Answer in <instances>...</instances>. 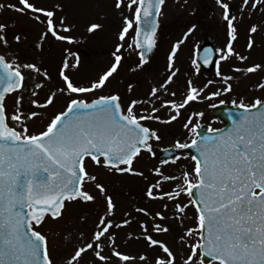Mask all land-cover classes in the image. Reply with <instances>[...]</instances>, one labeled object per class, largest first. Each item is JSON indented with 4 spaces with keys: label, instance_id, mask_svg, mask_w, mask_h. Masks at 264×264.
Wrapping results in <instances>:
<instances>
[{
    "label": "snow or ice",
    "instance_id": "6c2138e0",
    "mask_svg": "<svg viewBox=\"0 0 264 264\" xmlns=\"http://www.w3.org/2000/svg\"><path fill=\"white\" fill-rule=\"evenodd\" d=\"M175 2L179 4L180 0ZM187 2L184 0V4ZM166 3L167 0H114L113 8L120 14L122 23L106 70L88 84H76L69 73L79 68L80 58L66 47L57 67L59 84L49 89L42 102L38 99L40 91L53 79L48 67L42 59L22 62L19 52L11 51L13 43L20 44L22 35L14 34L10 42L8 30L16 25L0 22V264H57L53 257V250L58 246L57 236H62L64 241H72L75 236L76 240L63 264H80L89 252L93 257L89 264H112L113 259L115 264H176V254L169 244L156 237L171 231L163 221L177 220L183 228L185 218L194 219L195 227L184 228L178 237V242L188 245L192 253L183 264H195L193 257L197 253L218 264H264V99L257 97L251 103L234 99L233 105L243 112L235 127L222 138L192 139L190 143L176 140L175 150L182 152L194 147L199 153L191 156L195 161L191 171L185 168L179 175H167L162 170L167 160L148 170L154 180L147 183L144 197L148 201H165L163 211L153 213L147 207L134 206L132 211H124L123 218L117 222L114 197L99 175L89 171L91 163L105 175L149 181L135 164L144 152L153 153L152 141H159L161 137L146 122L172 123L191 102L229 93L230 81L236 77L224 74L220 62L235 58L246 64L250 59L235 49L238 24L246 16L251 19L257 11L264 13V0H239L235 12L233 0H215L226 34L225 46L216 49L220 53L216 76L224 87L202 97L214 81L197 87L189 78L180 92L182 98L177 100V91L171 87L180 74L176 57L179 46L195 29L193 25L184 39L171 45L160 75L155 80L149 77L150 89L145 97L130 99L127 104L118 91L90 100L82 98L107 86L123 65L125 52L137 57L129 67L130 72L145 69L149 63L146 53L158 43L160 18ZM5 11L28 17L42 26L34 45L41 53L45 42L69 45L76 42L75 37L67 34L75 26L67 22L66 16H57L58 11H63L60 3L49 8L33 0L0 2V13ZM262 27L258 23L248 25V53L256 47L255 35ZM103 28V24L93 22L86 31L94 34ZM232 71L244 75L264 72V63L233 66ZM195 72L198 74V67ZM133 88L134 84L129 83V95ZM255 88L264 92V80ZM25 92L29 93L32 109L29 111L23 106ZM9 95L15 96L11 112L7 105ZM164 96L172 99H163ZM59 97L67 98L66 106L49 117L42 129L32 131L29 122L39 119L43 115L41 110L53 106ZM143 104L149 107L141 108L138 114L136 109ZM258 106L260 110L252 111ZM161 110L167 111L166 119L158 115ZM192 115L202 117L204 113ZM183 128L189 133L195 131L191 116ZM180 158L187 157L177 155L172 162ZM166 183L173 185L168 191L164 190ZM89 184L94 186V191L88 190ZM184 194L188 196L187 202L180 201ZM68 203L98 205V219L87 237L83 232L72 230L53 232L49 227L45 231L50 220L56 224L64 222ZM169 203L174 207L172 214L166 216ZM190 207L194 210L192 217H188ZM133 211L137 214L135 217ZM80 219L86 221L87 217ZM133 223L138 224L139 232H128L124 243L143 241L145 250L138 255L120 251L117 233L113 231L131 227ZM61 226L67 228L66 223ZM194 236L198 239L189 244ZM105 247L110 255L103 254ZM149 252L155 255L150 258Z\"/></svg>",
    "mask_w": 264,
    "mask_h": 264
},
{
    "label": "rangeland",
    "instance_id": "374dc122",
    "mask_svg": "<svg viewBox=\"0 0 264 264\" xmlns=\"http://www.w3.org/2000/svg\"><path fill=\"white\" fill-rule=\"evenodd\" d=\"M4 3H15L16 0H0ZM43 7H51L54 4L60 3L63 5V11L57 12V16L64 15L67 17V22L74 25L72 32L67 33L76 38V42L69 45L66 43L51 41L45 42L43 52L35 49L34 45L42 31V26L28 17H19L16 13L5 11L0 13V22L12 24L15 23L14 28H9L8 39L12 42V37L16 33L22 35L20 44H12L11 51L19 52V59L24 61H38L43 60L44 66L48 67L52 75V82L46 88L40 91L38 99L42 102L48 93L49 89H54L58 86L57 80V67L62 59L64 48H70L71 51L78 54L80 58V65L77 70L69 73L76 84H88L89 81L97 78L98 74L106 70L112 57L111 51L114 49L116 43V33L122 23L120 14L113 8L114 0H33ZM239 0H233V12ZM183 5V6H181ZM164 15L160 18V27L158 33V43L154 55L149 60V63L142 72L132 73L129 71L130 65L137 59L135 55L129 56L124 59L123 65L120 67L118 73L110 79L107 86L101 91H97L91 95H85L82 98L91 99L96 95H108L113 92H119L124 99L125 104L130 99L143 98L147 95L150 89L149 77L155 80L162 72L167 53L171 45L176 41L184 39V34L195 25V29L187 36L179 46L178 55L176 57V66L180 69V74L177 76L175 84L171 87L177 91V100L181 99L180 92L185 86L187 79L191 78L197 87H203L209 80L214 81L212 85L201 94L202 97H207L209 93L217 91L224 87L223 83L216 76L217 66L211 73H205L199 67L196 61V52L206 36L211 37L214 47L216 49L222 48L226 43L225 26L220 19V10L218 9L215 0H188L184 4V0H180L177 4L175 0H167L164 7ZM124 14H128L125 10ZM100 23L104 28L94 34H89L86 31L88 24ZM258 23L264 25V13L255 12L251 19L247 16L245 20L238 24L239 36L234 42L237 52L247 54L250 59L246 64H241L235 58L224 62H220V70L226 75H232L236 79L230 81L232 90L229 93L222 94L218 97H211L208 99H200L191 102L182 110V115L176 121L169 124H161L155 121H148L147 126L157 129L161 139L159 141H152L153 150L156 147L165 148L173 147L176 140L181 142H191L195 138L194 132L189 133L188 130L183 128V124L187 122L188 118L192 117V126L198 127L202 123L208 124L212 129L218 128L221 124L209 115V111L213 105L220 101L230 103L235 99L237 102L242 98L246 103L253 102L257 97L263 99L264 92L257 90L255 85L264 80V72H257L255 74L244 75L232 71L233 66L245 67L253 63H264V27L255 35L256 47L248 53L246 51L248 25ZM134 33V32H133ZM132 33V34H133ZM26 37V39L24 38ZM131 37H129V40ZM220 53H218L219 58ZM128 59V61H125ZM193 61L196 62L195 66ZM74 62V61H73ZM198 67L199 72L196 74L195 69ZM129 83L134 84L132 94L127 92ZM29 93H24V110H32L28 103ZM163 99H172L170 96H164ZM15 96L9 95L7 97V105L9 112L12 111V106ZM67 103L66 97H59L55 104L50 108L43 111V115L34 121L29 122L32 131L42 129L48 122V118L56 112L62 110ZM160 102H157L159 106ZM149 105L143 104L137 107L136 111L139 114L141 108H148ZM203 112L202 117L193 116V113ZM159 116L166 119L168 113L166 110H161ZM181 157L175 163L169 161L166 165L162 166V170L167 175H179L185 168L191 171L195 167V162L191 159V154L181 153ZM159 160L152 154L144 152L136 162L135 167L138 170L145 172L149 177V181H145L139 177L133 176H109L105 175L102 170L95 169L89 163V171L99 175L100 181L106 185L109 194L114 197L117 204L116 215L114 219L119 222L123 218L124 211H132L134 206L147 207L153 213L156 211H163L162 205L165 201H148L144 197V189L148 182L154 180L151 176L149 169L159 166ZM173 185L166 183L164 190L168 191ZM89 191H94V186L89 184L87 186ZM188 196L186 194L180 197L181 202H187ZM173 205L169 203V211L165 212L166 216L172 214ZM188 217L194 215V210L190 207L188 210ZM99 208L97 204H84V203H68L66 211L64 212V222L67 228H63L61 224L53 223L51 220L45 225V231L51 230L53 232H64L72 230L74 233L83 232L87 237L94 224L98 219ZM137 214L133 211V216ZM81 217H87L86 221H82ZM142 219L144 217H141ZM171 231L166 235L157 236V239L166 241L173 252L176 254V264H183V261L191 255V248L186 244L178 242V237L183 234L184 228L195 227V220L185 218L183 228L177 220L163 221ZM117 233V245L119 250L131 255H138L145 250L143 241L129 240L126 244L124 240L128 232H139L138 224L133 223L131 227H126L120 230L113 229ZM198 236H194L189 244L195 243ZM75 236L72 241H64L62 236L56 237L57 247L53 250V257L56 259L57 264H63L64 259L71 251V245L75 243ZM104 255H110V250L105 247ZM155 255L154 252H149L150 258ZM93 259L92 253H87L80 261V264H89ZM195 264L199 262V253L193 257ZM112 264H115L113 259ZM192 264V262H189ZM214 264V263H212Z\"/></svg>",
    "mask_w": 264,
    "mask_h": 264
},
{
    "label": "water",
    "instance_id": "95a60500",
    "mask_svg": "<svg viewBox=\"0 0 264 264\" xmlns=\"http://www.w3.org/2000/svg\"><path fill=\"white\" fill-rule=\"evenodd\" d=\"M153 52H154V49L151 52L146 53L147 59H149L152 56ZM197 58H198L200 65L207 72H209L214 67V65L216 64V62H217L216 53H215L214 49L212 48L210 38H206L203 41V44L198 51ZM258 110H260L259 106L256 109H252V111H258ZM242 112H243V109L231 107V106L226 105V104L216 105L212 109L211 115L215 116L221 122H223L225 127L220 131L210 132L205 125H202L199 129L196 130V133L198 135L197 140L201 141L205 137L222 138L225 134H227L229 132V130H231L235 127V122L239 120ZM184 151H191V152H193V155L199 156V153L196 151V149L194 147L189 148V149H184ZM156 155L161 160H170L173 157L178 155V150L160 149ZM193 199H195V197H193ZM200 260H201L202 264H208L211 261H213L212 259L204 257L202 255L200 256Z\"/></svg>",
    "mask_w": 264,
    "mask_h": 264
},
{
    "label": "trees",
    "instance_id": "16d2710c",
    "mask_svg": "<svg viewBox=\"0 0 264 264\" xmlns=\"http://www.w3.org/2000/svg\"><path fill=\"white\" fill-rule=\"evenodd\" d=\"M125 61H128V59H126Z\"/></svg>",
    "mask_w": 264,
    "mask_h": 264
}]
</instances>
